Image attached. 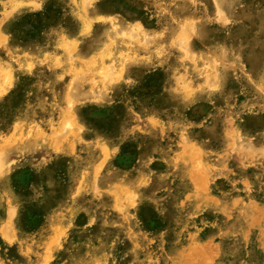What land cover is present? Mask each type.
Returning <instances> with one entry per match:
<instances>
[{
    "label": "rangeland",
    "instance_id": "rangeland-1",
    "mask_svg": "<svg viewBox=\"0 0 264 264\" xmlns=\"http://www.w3.org/2000/svg\"><path fill=\"white\" fill-rule=\"evenodd\" d=\"M0 264H264V0H0Z\"/></svg>",
    "mask_w": 264,
    "mask_h": 264
},
{
    "label": "bare ground",
    "instance_id": "bare-ground-1",
    "mask_svg": "<svg viewBox=\"0 0 264 264\" xmlns=\"http://www.w3.org/2000/svg\"><path fill=\"white\" fill-rule=\"evenodd\" d=\"M87 29H89V27H87ZM4 35V34H3Z\"/></svg>",
    "mask_w": 264,
    "mask_h": 264
}]
</instances>
